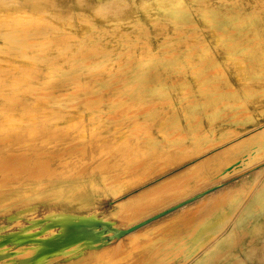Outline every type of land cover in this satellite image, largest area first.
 <instances>
[{"label":"rangeland","instance_id":"374dc122","mask_svg":"<svg viewBox=\"0 0 264 264\" xmlns=\"http://www.w3.org/2000/svg\"><path fill=\"white\" fill-rule=\"evenodd\" d=\"M263 138L264 0H0V264H264V204L252 195L263 150L247 161ZM174 176L190 178L186 195L132 221L117 215ZM214 186L223 190L123 236L113 255L118 239L103 225L124 228ZM236 187L239 202L217 203ZM223 208L216 236L204 220ZM57 218L95 235L49 249Z\"/></svg>","mask_w":264,"mask_h":264},{"label":"bare ground","instance_id":"6f19581e","mask_svg":"<svg viewBox=\"0 0 264 264\" xmlns=\"http://www.w3.org/2000/svg\"><path fill=\"white\" fill-rule=\"evenodd\" d=\"M24 38V37H23ZM19 39H20V37H19ZM45 99V98H44ZM72 102V101H71ZM74 102V101H73ZM77 102V101H76ZM62 103V102H61ZM71 104V103H70ZM69 104V105H70ZM68 105V104H67ZM66 105V106H67ZM82 112V111H81ZM36 115V114H35ZM39 116V115H38ZM6 117V116H5ZM35 117V116H34ZM7 118H9L10 119V117H7ZM38 118V117H37ZM36 118V119H37ZM33 119V118H32ZM6 120V119H5ZM13 121H14V119H13ZM29 121H31V120H29ZM6 122V121H5ZM34 122V121H33ZM3 123V122H2ZM8 123H10V122H8ZM22 123V122H21ZM3 125V124H2ZM6 125V124H5ZM11 125V124H10ZM4 126V125H3ZM262 137V136H261ZM12 138V137H11ZM5 140V139H4ZM74 140V139H73ZM74 142V141H73ZM123 142H125V140H123ZM122 142V143H123ZM257 145V144H256ZM117 147V146H116ZM115 147V148H116ZM71 148V147H70ZM139 148V147H138ZM141 148L142 147H140V149L139 150H141ZM76 149V148H75ZM252 149V148H251ZM198 150V149H197ZM254 150V149H253ZM261 150H263L262 152H264V138H263V143L261 144V146L259 147V149H258V151L257 152H255V153H253L252 154V156L250 155V157L249 158H247V161H249V160H251L252 159V157L253 156H258V154H260L261 153ZM138 151V150H137ZM136 151V152H137ZM252 151V150H251ZM250 151V152H251ZM248 152V151H247ZM68 153V152H67ZM103 153H105V152H103ZM105 154H107V153H105ZM109 155V154H108ZM54 156V155H53ZM111 156V155H110ZM38 157V156H37ZM135 159H137V158H135ZM129 160V159H128ZM95 161V160H94ZM52 162V161H51ZM134 162V161H133ZM86 163V162H85ZM91 164V163H90ZM101 165L102 164H104L103 162L102 163H100ZM99 164V165H100ZM140 164H142V162L140 161V162H138V163H135V165H132L133 167H131L130 165V168L129 169H131V170H133V169H135V168H138L139 167V165ZM144 164H146V163H144L143 162V164L142 165H144ZM159 164H161V163H159ZM99 165L98 166H96V168L98 167L99 168ZM100 165V166H101ZM105 165H106V163H105ZM82 166V165H81ZM95 166V165H94ZM125 166V165H124ZM123 166V167H124ZM147 166H149V165H147ZM43 167H45V169H48L49 167L48 166H43ZM46 167H48V168H46ZM76 167V166H75ZM83 167H86L85 165L83 166ZM105 167V166H104ZM104 167H100V168H104ZM117 167V166H116ZM86 168H88V167H86ZM85 168V169H86ZM95 168V169H96ZM106 168V167H105ZM261 168V167H260ZM259 168V169H260ZM40 169L42 170V168L40 167ZM50 169V168H49ZM85 170L84 168H81V170ZM94 169V168H93ZM112 169V168H111ZM126 169V168H125ZM145 169V168H144ZM259 169H258V172H259ZM40 170V171H41ZM44 170V169H43ZM42 170V171H43ZM52 170H54V169H52ZM51 170V171H52ZM90 170H92V169H90ZM98 170V169H97ZM99 170H101V171H103V169H99ZM105 170H107L108 172H109V170L108 169H105ZM136 170V169H135ZM262 170V169H261ZM39 170L36 172L35 171V173L37 174L38 172H40ZM49 171V170H48ZM50 171V172H51ZM78 171H80L79 170V168H78ZM77 171V172H78ZM86 171V170H85ZM93 171V170H92ZM101 171L99 172V173H101ZM44 172V171H43ZM81 172V171H80ZM97 172V171H96ZM106 172V171H105ZM119 172V171H118ZM13 173V172H12ZM32 173V172H31ZM34 173V172H33ZM32 173V174H33ZM54 173H58L57 171L56 172H54ZM60 173V172H59ZM70 173V172H69ZM68 173V174H69ZM73 173V172H72ZM91 173V172H90ZM94 173V172H93ZM120 173L121 172H119L118 174H119V176H120ZM141 173V172H140ZM188 173V172H187ZM195 173H196V170H195ZM260 173V172H259ZM16 174H17V172H16ZM43 174V173H42ZM41 174V172L39 173V175H41L42 177H43V175L45 176V175H47V172H46V174H43L42 175ZM80 174V173H79ZM94 174H96V173H94ZM109 173H107V175H108ZM112 174V173H111ZM191 174L192 173H190V171H189V175L191 176ZM262 174V173H261ZM55 175V174H54ZM106 175V176H107ZM116 175V174H115ZM189 175H187V176H189ZM254 175H255V173H254ZM256 175H257V173H256ZM33 176H35L36 178H37V176L36 175H33ZM39 177V178H42V177ZM51 176V175H50ZM53 176V175H52ZM51 176V177H52ZM56 176V175H55ZM68 176V175H67ZM101 176H105V175H101L100 174V179L102 178ZM106 176L104 177L105 179H101V180H108V182L106 183L105 182V184H110L111 185V183L113 184V182H115V179H116V177L113 179H111L110 177L108 178V176H107V178H106ZM178 176V175H177ZM177 176H174V177H172L171 179H167V180H164L163 182H161V183H159L158 185H155V186H153L152 188L150 187V189H147L146 191H142L140 194H138V195H135V196H131L130 198H128L127 200H123L122 201V203L120 204V207H119V211H118V213H117V215L119 214V216L120 217H122L123 219H126V220H128V221H132V219L134 218L133 216L135 215V217L137 218V216L139 215V214H141V213H143L145 210L147 211H149V208H150V210L153 208V207H158V205H160L161 203H163L165 200L167 201V199L168 200H170L171 199V197L172 198H174L175 196L174 195H176L177 194V192L178 191H180L179 192V194H180V196H182L181 194L184 192V191H186V187L188 188V185L186 184L187 182V179H190V178H188V177H186V176H179V177H177ZM48 177V176H47ZM93 177H95L94 175H93ZM111 177H113V175H111ZM117 177H118V175H117ZM38 178V179H39ZM121 178V177H120ZM37 179V180H38ZM73 179V178H72ZM77 179V178H76ZM86 179V178H85ZM89 179H91V178H89ZM109 179H110V181H109ZM118 179V178H117ZM198 179H200V178H198ZM197 179V180H198ZM202 179H204L203 177H201V181H203ZM256 179V178H255ZM75 180V179H74ZM81 180H83V179H81ZM97 180V179H96ZM73 181V180H72ZM94 181V180H93ZM92 181V182H93ZM102 181V182H103ZM122 181V180H121ZM199 181V180H198ZM198 181H196L197 182V184H198ZM206 181H209L208 179L206 180ZM205 181V182H206ZM84 182V181H83ZM91 182V183H92ZM95 182H97V181H95ZM102 182H99V183H101L102 184ZM119 182V181H118ZM200 182V181H199ZM80 183V182H79ZM120 183V182H119ZM122 183H124V182H122ZM122 183H120V186H122L123 184ZM125 183H126V181H125ZM207 183V182H206ZM20 184V183H19ZM84 184V183H83ZM86 184V183H85ZM93 185H98V182H97V184L96 183H92ZM100 184V185H101ZM104 184V183H103ZM103 184H102V187L101 188H104L103 187ZM116 184H118L117 182H116ZM127 184V183H126ZM128 184H130V183H128ZM196 184V183H195ZM200 184H201V182H200ZM4 185V184H3ZM2 185V186H3ZM37 184H35V186H36ZM109 185V186H110ZM113 185H115V183L113 184ZM223 185V184H222ZM6 186V185H5ZM8 187H9V184L7 185ZM6 186V187H7ZM11 187H12V185H10ZM31 186V185H30ZM83 186V185H82ZM81 186V187H82ZM91 186V185H90ZM108 186V187H109ZM195 186H197V185H195ZM195 186H193V187H195ZM200 186V185H199ZM220 186V185H219ZM240 186V185H239ZM255 186V185H254ZM1 187V186H0ZM92 187V186H91ZM108 187L106 188V189H102V191H104V190H108ZM111 187V186H110ZM118 187V186H117ZM123 187H125L124 189H126V187L127 186H123ZM122 187V188H123ZM215 187V186H214ZM217 187V186H216ZM223 187V186H222ZM222 187H220V188H218L217 187V189L215 190V191H212V192H210L209 194L211 195V193H214V192H216V191H220V189H222L223 190V188ZM32 188V187H31ZM34 188V187H33ZM70 188V187H69ZM93 188H94V190H96V188L93 186ZM99 188V187H98ZM122 188H120V189H122ZM128 188V187H127ZM191 188V187H190ZM198 188V187H197ZM227 188H228V186H227ZM7 189V188H6ZM59 189V188H58ZM112 189H113V186H112ZM119 189V188H118ZM193 189H196V188H193ZM192 189V190H193ZM230 189H232V188H230ZM240 188H235V190H228L227 191V193H226V195L224 196L223 195V197L222 198H218L217 199V203H221V201L222 200H224V201H227V203H228V205H232L235 201L236 202H239L240 200V197H239V195H240V193H239V195L237 194L238 192H237V190H239ZM255 189V188H254ZM33 190V189H32ZM75 190V189H74ZM80 190V189H79ZM78 190V191H79ZM89 190V189H88ZM92 190V189H91ZM93 190V191H94ZM181 190H182V192H181ZM184 190V191H183ZM58 191V190H57ZM97 191H99V190H97ZM101 191V190H100ZM110 191H111V189H110ZM121 191V190H120ZM123 191V190H122ZM191 191V190H190ZM205 191V190H204ZM224 191H225V189H224ZM234 191H236V192H234ZM54 191H52V193H53ZM111 192H113V191H111ZM124 192V191H123ZM234 192V193H233ZM0 193H1V189H0ZM56 193V192H55ZM54 193V194H55ZM66 193V192H65ZM72 193H74V192H72ZM122 193V192H121ZM121 193H119V194H117V193H115L114 195L115 196H118L119 197V195H122ZM185 193V192H184ZM187 193V192H186ZM186 193H185V195H186ZM202 193V192H201ZM25 194V193H24ZM29 193H26L25 194V196L27 195V196H29L28 195ZM50 194V193H49ZM57 194V193H56ZM60 194V193H59ZM75 194V193H74ZM94 194V193H93ZM178 194V195H179ZM199 194V193H198ZM73 195V194H72ZM176 196V197H178V198H180V196ZM197 195V194H196ZM236 195H238V196H236ZM253 196L255 195V197H254V200L255 201H258V200H260L261 202H262V204H264V185H261V187L259 188V189H257L253 194H252ZM13 196V195H12ZM62 196V195H61ZM75 196V195H74ZM174 196V197H173ZM194 196V195H193ZM235 196V197H234ZM11 197V196H10ZM10 197L8 198V199H10ZM21 197V196H20ZM19 196L18 197H16V195H15V198H20ZM22 197H24L23 195H22ZM32 197V196H31ZM30 197V198H31ZM40 197V196H39ZM86 197V196H85ZM204 197V196H203ZM203 197H201L202 199H203ZM14 198V199H15ZM55 198V197H54ZM69 198V197H68ZM89 198V197H88ZM170 198V199H169ZM190 198V197H189ZM188 198V199H189ZM7 199V197H6V201L8 200ZM13 199V197H12V200H14ZM17 199H15V200H17ZM5 200V199H4ZM19 200V199H18ZM67 200V199H66ZM92 200V199H91ZM90 200V201H91ZM174 200H176V199H174ZM186 200V199H185ZM184 200V201H185ZM201 200V199H200ZM203 200H205V199H203ZM5 201V202H6ZM10 201V200H9ZM72 201V200H71ZM223 201V202H224ZM5 202H4V204H5ZM70 202V201H69ZM73 202V201H72ZM181 202H183V201H181ZM79 203H81V202H79ZM180 203V202H179ZM1 204V203H0ZM165 204V203H164ZM176 204H178V203H176ZM175 204V205H176ZM202 204H204V203H202ZM79 205V204H78ZM172 206H174V205H172ZM172 206H170V207H172ZM187 206H189V204H187V205H184V206H182V207H180L179 209H177V210H180V209H184V208H186ZM203 206V205H202ZM192 207V206H191ZM191 207H189V208H191ZM196 207V206H195ZM195 207H193V208H195ZM230 207V206H229ZM234 207V206H233ZM169 208V207H168ZM261 208H262V206H261ZM264 208V207H263ZM167 209V208H166ZM225 208H223V209H221V210H217V212H216V214H217V218L215 219V221H211V220H204V226L205 225H208V224H210V225H215V227H212V231L214 232V234L217 236V234H218V232L220 231V229H221V226L223 225V224H221V222H222V220L225 218V216L227 215V214H230L231 215V212H229V211H226V209L224 210ZM239 209V208H238ZM165 210V209H164ZM177 210H175V211H177ZM145 211V212H146ZM163 211V210H162ZM234 211V210H233ZM160 212V211H159ZM159 212H157V213H159ZM174 212V211H173ZM173 212H171V213H169V214H167V215H165V216H163V217H166V216H168V215H170V214H172ZM157 213H155V214H157ZM136 214H137V216H136ZM155 214H153V215H155ZM210 214V213H209ZM153 215H151V216H153ZM139 216H141V215H139ZM151 216H149V217H151ZM196 216V215H195ZM206 216H208V215H206ZM205 216V217H206ZM133 217V218H132ZM162 217V218H163ZM148 218V217H147ZM147 218H145V219H147ZM162 218H159V219H162ZM167 218V217H166ZM58 220L57 221H54L53 223L54 224H56V225H59V224H61V225H59V226H61L62 227V233L61 234H56L57 236L56 237H54V238H47L48 239V241H46L45 242V244H46V247L47 248H49V249H51V248H54V249H56V248H59V250H57L58 252H64V247L65 246H68V245H75L76 244V246H78V247H80V246H82V244H84L85 242H82L80 239H79V237H77L76 236V242H74L73 244H71L72 242H73V240L75 239V238H73V240H72V238H71V240H69V241H65V242H62V243H60V244H58V245H55V246H53V247H49V245L52 243V242H56V241H58V240H60V239H62L63 237H68V236H73V235H75V233L76 232H74V230H73V227L71 228L70 226H69V224H68V221L70 220H68L67 218H57ZM72 219V218H71ZM159 219H157V220H159ZM165 219V218H164ZM61 221V223H59L58 221ZM144 220V219H143ZM143 220H141V221H143ZM157 220H155V221H157ZM127 221V222H128ZM202 221V220H201ZM140 222V221H139ZM154 222V221H153ZM153 222H151V223H149V224H147V225H145V226H142V227H140V228H138V229H136V230H134V231H132V232H130V233H128L127 235L129 236V235H131V236H133L132 234H134V233H136V232H138L140 229H142V228H144V227H148V226H150ZM160 222V221H159ZM186 222H187V220H186ZM231 222V221H230ZM52 223V225H54ZM59 223V224H58ZM136 223H138V222H134V223H132V224H129L128 226H125L124 228H126V227H130V226H132V225H134V224H136ZM164 223V222H163ZM160 224H162V223H160ZM166 224V223H165ZM162 226V225H161ZM200 226H202V224L200 225ZM47 228H52V226H50V225H48L46 228H44V230L45 229H47ZM164 229H165V225H164ZM207 231V230H206ZM156 231H154V233H155ZM183 232V231H182ZM197 232V231H196ZM208 232H210V231H208ZM78 233V232H77ZM76 233V234H77ZM145 233V232H144ZM149 233V232H148ZM162 233H164V232H162ZM232 233H233V229L232 230H230V231H228V233L223 237V238H220V239H218V243H220L221 241H224V240H228L230 237H231V235H232ZM189 234V233H188ZM195 234V233H194ZM193 234V235H194ZM155 235V234H154ZM192 235V236H193ZM199 235V234H198ZM214 235V236H215ZM196 236V235H195ZM203 236V235H202ZM201 236V237H202ZM213 236V237H214ZM143 237V236H142ZM158 237V236H157ZM194 237V236H193ZM196 237H198V236H196ZM201 237L199 236V239L201 240ZM212 237V238H213ZM129 238V237H128ZM153 238H155V237H153ZM152 238V239H153ZM212 238H210V239H212ZM125 239V238H124ZM133 239H134V237H133ZM203 239V238H202ZM214 239V238H213ZM130 240V239H129ZM102 241H105L104 239L102 240V239H100L99 238V242L100 243H102ZM137 241H138V239H137ZM190 241H192V240H190ZM197 241V240H196ZM206 241V240H205ZM212 241V240H211ZM114 242V241H113ZM131 242V241H130ZM189 242V241H188ZM187 242V243H188ZM100 243H98L97 245H99ZM135 243V242H134ZM131 244V245H134L135 247L136 246H138L139 244H137V242L135 243V244ZM196 244L194 245V248H195V246L197 245V242H195ZM203 243V242H202ZM191 244V243H190ZM192 244H194V243H192ZM208 244V243H207ZM210 244V243H209ZM105 245V244H104ZM125 245H126V243H125ZM40 246V245H39ZM96 245H93V247H95ZM100 246V245H99ZM111 246V245H110ZM123 246H124V240H123V238L122 237H120V238H118V240L111 246V248H112V251H113V255L115 254V253H118L119 251H121V249L123 248ZM134 246H132V247H134ZM187 246V245H186ZM192 246V245H191ZM206 246V245H205ZM204 246V247H205ZM109 247V246H108ZM129 247V246H128ZM203 247V248H204ZM40 247H36V248H33V247H29V249H27V248H25L24 250H25V254H27V253H31V251H32V255H35L40 249H39ZM102 248V247H101ZM107 248V247H106ZM110 248V249H111ZM202 248V249H203ZM72 249V248H71ZM94 249V248H93ZM103 249V248H102ZM127 249V248H126ZM135 249V248H134ZM184 249H186V248H184ZM47 250V249H46ZM107 250H109V248L107 249ZM123 250V249H122ZM104 251H105V249H104ZM103 251V252H104ZM112 251H110V254L112 253ZM126 251V250H125ZM124 251V252H125ZM193 251V250H192ZM65 252H66V250H65ZM78 251H76V253H77ZM98 252V251H97ZM100 252V251H99ZM102 252V253H103ZM185 252H187V250L185 251ZM101 253V252H100ZM129 253V252H128ZM192 253V252H191ZM191 253H189V255L191 254ZM21 254V253H20ZM75 254V253H74ZM73 254V255H74ZM106 255H107V257L109 258L110 257V255L108 256V254H107V252L105 253ZM122 254H125V253H122ZM106 255H103V256H106ZM112 255V254H111ZM119 255V254H118ZM128 255V254H127ZM31 256V255H30ZM79 256V255H78ZM102 256V255H101ZM123 256V255H122ZM187 256V255H186ZM23 257V256H22ZM76 257V256H75ZM113 258H114V256H112ZM118 256H115V258H117ZM138 257V256H137ZM38 258H40L39 256L38 257H35L34 259L35 260H37ZM104 257H102V259H103ZM106 258V257H105ZM104 258V259H105ZM90 259V258H89ZM238 259V258H237ZM28 259H26V261H27ZM33 260V259H32ZM106 260V259H105ZM114 261V260H113ZM113 261H111V262H109L110 264H112V262ZM128 261V260H127ZM196 261V260H195ZM195 261H194V263H195ZM116 262V261H115ZM118 262V261H117ZM105 263V262H104ZM108 263V264H109ZM119 263V262H118ZM92 264V263H91ZM114 264V263H113ZM130 264H131V262H130Z\"/></svg>","mask_w":264,"mask_h":264},{"label":"water","instance_id":"95a60500","mask_svg":"<svg viewBox=\"0 0 264 264\" xmlns=\"http://www.w3.org/2000/svg\"><path fill=\"white\" fill-rule=\"evenodd\" d=\"M215 189H216V187L209 188V189L203 191L202 193L194 195V196L190 197L189 199H186L183 202H180V203H178V204H176V205H174L172 207H169V208H167V209H165L163 211H160L159 213H157V214H155V215H153L151 217H148L147 219H144L143 221H140V222H138V223H136V224H134V225H132L130 227L115 229V228L110 227L108 225H103L102 229L104 231H107V232L110 233L108 235L109 238L118 239V238L123 237V236L127 235L128 233H130V232H132V231H134V230H136V229H138V228H140L142 226H145V225H147V224H149V223H151V222H153V221H155V220H157V219H159V218H161V217H163V216H165V215H167V214L179 209L183 205H186L188 203L196 201L198 198H200V197H202V196L214 191ZM67 219L69 220V218H67ZM73 227H74L73 230H75L74 232H76V233L78 231L81 232V236H80L81 238H84V237L88 238V237H90V235H91V237H93L95 235L94 231H91L92 232L91 234L88 233L87 230H89V229H87L86 227H84L85 228L84 229L82 227V224H81V226L79 228H77V230H76V226L74 224H73ZM95 232H98V231H95ZM73 238H75V237H73Z\"/></svg>","mask_w":264,"mask_h":264}]
</instances>
